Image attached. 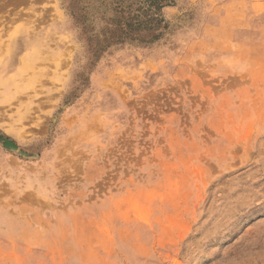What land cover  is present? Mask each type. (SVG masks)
<instances>
[{"label": "rangeland", "instance_id": "rangeland-1", "mask_svg": "<svg viewBox=\"0 0 264 264\" xmlns=\"http://www.w3.org/2000/svg\"><path fill=\"white\" fill-rule=\"evenodd\" d=\"M16 15L8 60H43L0 81V264H264V0Z\"/></svg>", "mask_w": 264, "mask_h": 264}, {"label": "bare ground", "instance_id": "bare-ground-1", "mask_svg": "<svg viewBox=\"0 0 264 264\" xmlns=\"http://www.w3.org/2000/svg\"><path fill=\"white\" fill-rule=\"evenodd\" d=\"M17 17H14L9 24L7 25L6 23L3 25V27L0 29V81L4 80V83H6L8 85V65H10L11 63H13L16 58H17V54L20 56L21 59V64L23 69L25 70H30L33 69L35 66H37L36 62L39 60H43L42 57L40 56V53H42L41 51H39V49H37V45H32V53L29 54H23L21 55L20 51L18 52V50H14L13 54L10 55L9 60H8V53L9 51H11V43L8 44V31H6L7 26L10 27L16 20H19L20 17H18V15H16ZM19 18V19H18ZM32 27V26H31ZM28 27V30H31ZM34 30V29H33ZM11 54V52H10ZM6 84H4L6 86ZM5 93V92H4Z\"/></svg>", "mask_w": 264, "mask_h": 264}]
</instances>
